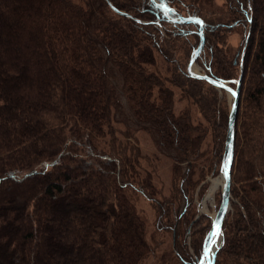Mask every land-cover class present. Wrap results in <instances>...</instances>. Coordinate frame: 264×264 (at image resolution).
Masks as SVG:
<instances>
[{"label": "trees", "instance_id": "trees-1", "mask_svg": "<svg viewBox=\"0 0 264 264\" xmlns=\"http://www.w3.org/2000/svg\"><path fill=\"white\" fill-rule=\"evenodd\" d=\"M110 1L124 13L108 0H0V264H142L151 254L147 221L128 190L158 199L140 172V146L127 139L129 128L118 129L115 122L122 92L134 119L156 134L163 148L173 149L178 160L192 158L202 130L187 111H174V91L156 67V52L165 53L166 41L192 36L188 75L200 26L173 21L178 12L204 20L205 42L196 64L201 60L207 75L232 87L239 74L227 77L218 68V48L209 50L207 35L248 25L241 86L251 82L264 113V0H227L237 10L229 23L209 21L198 0H161L174 10L168 15L152 0ZM241 56L240 50L232 63L240 64ZM240 96L241 91L237 112ZM255 116L258 121L261 115ZM254 133L248 127L242 134L235 121L229 222L223 221L214 264H264L263 132L255 137L254 162L239 150ZM157 205L165 219L161 229L176 234L177 226L167 224L165 203ZM212 222L199 252L191 260L177 252L181 260L196 264Z\"/></svg>", "mask_w": 264, "mask_h": 264}, {"label": "rangeland", "instance_id": "rangeland-1", "mask_svg": "<svg viewBox=\"0 0 264 264\" xmlns=\"http://www.w3.org/2000/svg\"><path fill=\"white\" fill-rule=\"evenodd\" d=\"M198 2L201 4L198 8H202L201 12L207 16L209 21L229 20L227 22L229 23L232 16L237 14L236 7L231 8L227 0H198ZM238 14L240 15V9ZM246 31H248V25L245 27L240 22L231 28L221 27L214 32L209 31L210 33L207 35L209 50L210 45H214V49L218 48L217 66L221 71L226 72L223 74L227 77L241 73V65L236 60L235 64L232 63L231 58L237 56L240 50L243 53L242 48L245 44L248 47V41L246 42V39L244 41ZM193 43L195 42L192 36H181L166 41L163 44V49L169 59L165 58L164 54L156 52V67L165 77L166 84L171 86L174 91V111L177 114L187 111L191 116L192 123L200 126L202 130V133L200 132L202 137L199 138L200 140L193 150L194 154L189 155L192 158L188 160H178L173 149L163 148L158 136L134 119L120 89L122 82L118 78L115 79L121 92L123 106L122 113L116 115V126L121 130L126 128L131 130V135L127 139L140 146L143 156L140 172L146 177L151 192L158 199H149L138 190H128V195L147 221V239L153 246V251L142 261V264H189L181 260L177 252H181L190 260L195 253L199 252L203 233L208 227L210 219L213 220L221 203L225 183L223 161L220 171L218 165L226 138V135L224 137L226 114L229 105L232 104L233 95L227 90L217 88L214 84L216 88L203 80H196L187 75L185 64ZM174 46L180 47V53L173 55ZM248 48H246V52ZM202 66V61L198 60L195 70L205 73ZM243 79L244 75L242 81ZM253 91L251 82L241 86L237 112L239 118L236 117V125L238 119V124L242 127V134L246 133L248 127L255 129L254 135L244 138L242 146L239 147V150H246L244 158L249 163L256 160L254 157L256 153L253 151V146L259 145L256 141L258 139L256 134L263 132L260 141L264 137V113L258 110ZM255 114L261 115L258 121H256L258 116ZM118 136L124 137L121 132H118ZM159 200L161 203H165V207L170 213L168 216L170 220L167 219V224L173 223L177 226L176 234L171 228L161 229L165 225V219L162 217L163 208L157 205ZM235 201L238 202L239 199L236 197ZM228 212L225 216L227 222H229ZM194 231L198 236L196 242L192 238ZM219 241L220 239L217 244ZM217 244H214L213 251L216 250ZM202 262L206 264L203 250L196 264Z\"/></svg>", "mask_w": 264, "mask_h": 264}, {"label": "water", "instance_id": "water-1", "mask_svg": "<svg viewBox=\"0 0 264 264\" xmlns=\"http://www.w3.org/2000/svg\"><path fill=\"white\" fill-rule=\"evenodd\" d=\"M112 7L119 11L110 0H108ZM155 1V0H154ZM155 5L157 7H160V9L165 12V15H168L169 13L173 12L174 10L169 7V6H163L160 5L159 2L155 1ZM121 13H124L122 11H119ZM178 17L172 18L173 21L175 22H195L199 24V32L201 36V41L199 46L196 48L194 53L192 54L189 63L187 65V72L190 77H197V78H202V79H207L210 81L212 84H214L217 88H223L229 92L232 93L233 98V104L230 109V114H229V122H228V131H227V136H226V142H225V148H224V153H223V173L225 175V183L223 185V193H222V198H221V203L220 206L213 218L212 222V227L207 233L204 242H203V257L206 258L207 264H214L215 259H216V253L213 252L211 254V247L213 244L218 240L219 236L222 233V225L223 221L225 219V216L228 212L229 209V204H230V191H231V172H232V166L234 162V154H235V144H234V139H235V121H236V113H237V108H238V99L241 91V83H242V78L244 75V68H243V60H244V55L246 52L247 44H245L243 48V53L241 56V73L239 75V78L236 81V87H232L229 85L227 81H223L220 79H215L205 73H201L195 70V65H196V59L200 55L203 47H204V42H205V37H204V20L200 17H193V16H183L181 13H177ZM203 261V260H202Z\"/></svg>", "mask_w": 264, "mask_h": 264}, {"label": "flooded vegetation", "instance_id": "flooded-vegetation-1", "mask_svg": "<svg viewBox=\"0 0 264 264\" xmlns=\"http://www.w3.org/2000/svg\"><path fill=\"white\" fill-rule=\"evenodd\" d=\"M153 1V3L155 4V1L156 2H159L160 3V5H161V0H152ZM162 11V10H161ZM163 12V11H162ZM163 14H165V12H163ZM232 184V183H231ZM232 200V196H231V191H230V201ZM229 206H230V204H229Z\"/></svg>", "mask_w": 264, "mask_h": 264}, {"label": "bare ground", "instance_id": "bare-ground-1", "mask_svg": "<svg viewBox=\"0 0 264 264\" xmlns=\"http://www.w3.org/2000/svg\"><path fill=\"white\" fill-rule=\"evenodd\" d=\"M218 177V176H217ZM212 182V181H211ZM216 182V181H215ZM222 184V183H221ZM211 189V188H210ZM209 193V192H208ZM209 202H210V200H209ZM209 206V205H208ZM201 264H205V262H202Z\"/></svg>", "mask_w": 264, "mask_h": 264}]
</instances>
